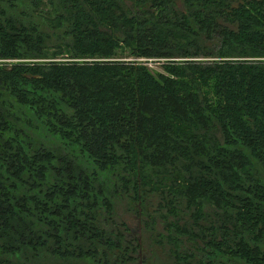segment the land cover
<instances>
[{
  "label": "trees",
  "instance_id": "obj_1",
  "mask_svg": "<svg viewBox=\"0 0 264 264\" xmlns=\"http://www.w3.org/2000/svg\"><path fill=\"white\" fill-rule=\"evenodd\" d=\"M0 264H264V0H0Z\"/></svg>",
  "mask_w": 264,
  "mask_h": 264
},
{
  "label": "rangeland",
  "instance_id": "obj_2",
  "mask_svg": "<svg viewBox=\"0 0 264 264\" xmlns=\"http://www.w3.org/2000/svg\"><path fill=\"white\" fill-rule=\"evenodd\" d=\"M28 61V59L26 60ZM31 61V60H30ZM11 63V61H9ZM152 68H154L155 71H159V65H153ZM159 69V70H156ZM26 113V111H24ZM19 124L21 125L22 129L29 134L34 140H41L45 143H50L49 139L50 137L46 133V130L44 127L35 124V122L31 119L28 113L23 114V116H20L19 118ZM117 204L120 207V212L122 213V217L125 218V221H127L128 225L133 229V235L140 239L141 248H140V254L142 257L146 256L149 253L150 248V238L148 235H143L140 232H137L138 229H140V223L139 219H136V214L134 211L130 210L129 204L127 202L126 195H123L121 198L118 199Z\"/></svg>",
  "mask_w": 264,
  "mask_h": 264
},
{
  "label": "built area",
  "instance_id": "obj_3",
  "mask_svg": "<svg viewBox=\"0 0 264 264\" xmlns=\"http://www.w3.org/2000/svg\"><path fill=\"white\" fill-rule=\"evenodd\" d=\"M130 60L136 61L137 63L140 62L144 65H148L150 67H152L153 65H156L157 63H153V60L156 59H146V58H131ZM160 61H163L164 59H159Z\"/></svg>",
  "mask_w": 264,
  "mask_h": 264
},
{
  "label": "water",
  "instance_id": "obj_4",
  "mask_svg": "<svg viewBox=\"0 0 264 264\" xmlns=\"http://www.w3.org/2000/svg\"><path fill=\"white\" fill-rule=\"evenodd\" d=\"M139 219V218H138ZM140 220V219H139ZM137 232H140V229L137 230Z\"/></svg>",
  "mask_w": 264,
  "mask_h": 264
}]
</instances>
